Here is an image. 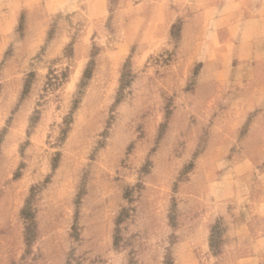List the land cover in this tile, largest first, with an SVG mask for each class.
Wrapping results in <instances>:
<instances>
[{"label":"rangeland","instance_id":"374dc122","mask_svg":"<svg viewBox=\"0 0 264 264\" xmlns=\"http://www.w3.org/2000/svg\"><path fill=\"white\" fill-rule=\"evenodd\" d=\"M224 2L0 0V264H264V17Z\"/></svg>","mask_w":264,"mask_h":264},{"label":"crops","instance_id":"0c3cea01","mask_svg":"<svg viewBox=\"0 0 264 264\" xmlns=\"http://www.w3.org/2000/svg\"><path fill=\"white\" fill-rule=\"evenodd\" d=\"M223 6V11L218 13L220 17L217 19L222 23H234L239 20H254L264 17V0H225ZM227 57L229 58L227 65L231 61H237L244 65L257 64L262 61L264 59V30L259 33L254 32L242 41L233 43ZM221 71L228 77L232 68L221 69Z\"/></svg>","mask_w":264,"mask_h":264}]
</instances>
